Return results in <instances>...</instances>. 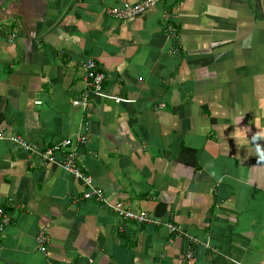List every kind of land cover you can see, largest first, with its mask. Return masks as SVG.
<instances>
[{
  "label": "crops",
  "instance_id": "crops-1",
  "mask_svg": "<svg viewBox=\"0 0 264 264\" xmlns=\"http://www.w3.org/2000/svg\"><path fill=\"white\" fill-rule=\"evenodd\" d=\"M124 1L142 0H0V264H264L251 142L264 130V0H159L111 17ZM12 136L40 151L71 139L108 201L156 224L83 199L62 153L49 163Z\"/></svg>",
  "mask_w": 264,
  "mask_h": 264
},
{
  "label": "built area",
  "instance_id": "built-area-1",
  "mask_svg": "<svg viewBox=\"0 0 264 264\" xmlns=\"http://www.w3.org/2000/svg\"><path fill=\"white\" fill-rule=\"evenodd\" d=\"M159 0H142L138 3H130L128 1H124L120 6L111 8L108 10V14L114 19L127 21L134 17H137L152 6L156 4ZM85 69V81L87 85V89L89 93H100L103 91V85L106 79L105 74L98 68L97 63L93 59H88L84 63ZM119 101V100H118ZM40 104V102H36ZM84 108L87 110L89 103L88 101L83 102ZM87 115V114H86ZM87 118L88 115L86 116ZM88 124V121L86 122ZM12 143L22 150L28 153H38L41 157L52 163L56 160L55 155L57 152L62 153L63 161L61 163L62 168L70 174L75 179L80 180L86 187L82 198L85 200H95L101 203L103 206H108L118 217L123 220H128L140 224H156L155 221L150 215L145 211L135 212L131 210L129 207L124 205L123 203H110L105 195V193L99 189L98 187L93 185L92 177L79 165L77 159V150L73 147V141L71 139H66L61 141L52 147H48L42 151H40L35 145L26 141L20 136H12L10 137ZM77 142L81 145L86 142V135H80ZM9 222L8 216L4 213L2 209H0V223L2 225H6ZM169 233L176 234L178 229L177 227L171 223H164ZM37 245L38 249L43 253H47V243L49 238L47 236V231L45 228H41L37 235ZM48 264H59L49 262Z\"/></svg>",
  "mask_w": 264,
  "mask_h": 264
},
{
  "label": "clouds",
  "instance_id": "clouds-1",
  "mask_svg": "<svg viewBox=\"0 0 264 264\" xmlns=\"http://www.w3.org/2000/svg\"><path fill=\"white\" fill-rule=\"evenodd\" d=\"M235 135L237 137H240L242 139V142L243 143H248L249 141L245 138V133L240 130V131H237L235 133ZM259 139H264V130L254 134L252 137H251V142H253L255 144V150H256V153H257V158L260 160V161H264V145H261L260 143H255L257 140Z\"/></svg>",
  "mask_w": 264,
  "mask_h": 264
}]
</instances>
